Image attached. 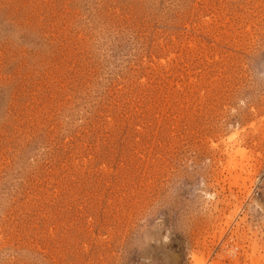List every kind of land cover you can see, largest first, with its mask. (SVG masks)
I'll use <instances>...</instances> for the list:
<instances>
[{
  "label": "rangeland",
  "instance_id": "374dc122",
  "mask_svg": "<svg viewBox=\"0 0 264 264\" xmlns=\"http://www.w3.org/2000/svg\"><path fill=\"white\" fill-rule=\"evenodd\" d=\"M194 257L264 264V0H0V264Z\"/></svg>",
  "mask_w": 264,
  "mask_h": 264
},
{
  "label": "bare ground",
  "instance_id": "6f19581e",
  "mask_svg": "<svg viewBox=\"0 0 264 264\" xmlns=\"http://www.w3.org/2000/svg\"><path fill=\"white\" fill-rule=\"evenodd\" d=\"M230 138H232V137H230ZM230 148H231L230 149V152L229 153L227 152L228 153V156H229V164L230 163L233 164V161H234V166L235 167H237V166L243 167L242 166V162H240L241 164H237L235 162V159H236L237 156H241V159H242V157H244V151H243V149H241L239 146H232ZM194 258L197 260L198 264H200L201 262L204 263L202 260H200L202 258H198V257H194Z\"/></svg>",
  "mask_w": 264,
  "mask_h": 264
}]
</instances>
